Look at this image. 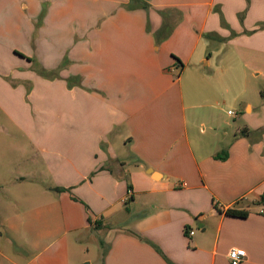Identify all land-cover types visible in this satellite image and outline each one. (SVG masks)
Returning a JSON list of instances; mask_svg holds the SVG:
<instances>
[{
	"label": "crops",
	"instance_id": "1",
	"mask_svg": "<svg viewBox=\"0 0 264 264\" xmlns=\"http://www.w3.org/2000/svg\"><path fill=\"white\" fill-rule=\"evenodd\" d=\"M78 1L0 0V264H264V0Z\"/></svg>",
	"mask_w": 264,
	"mask_h": 264
},
{
	"label": "rangeland",
	"instance_id": "2",
	"mask_svg": "<svg viewBox=\"0 0 264 264\" xmlns=\"http://www.w3.org/2000/svg\"><path fill=\"white\" fill-rule=\"evenodd\" d=\"M95 1L93 0H79L77 2V5L79 7H81V9H85V8H88L90 9L92 6H98V5H94ZM34 71V69H33ZM35 73H37L36 71H34ZM38 82V81H37ZM38 84V83H37ZM28 92L26 94H24L23 96L25 97V102L26 104H23L21 106L20 104V109L19 110H13L12 112H16V113H19L18 115H14V117H18V118H23V117H27L28 114L30 115V117H36L38 116L39 118V113H40V110H39V104H38V94H37V91L30 96V101H26V99L28 98ZM17 102V99L13 102V105ZM227 109H231V110H235V108L229 106L227 107ZM22 113V114H20ZM5 118V115H1L0 114V120L1 119H4ZM6 129V130H5ZM9 129H12V127L10 126H4V133L7 134V133H12L13 131H7ZM14 134H17V132H13ZM3 134L2 130H0V135ZM4 134V135H5ZM107 234V232H106ZM107 242V240H106ZM91 246H94V247H97L99 248V254L101 255V252L103 251V248H102V245L101 243H99V241L97 240L96 236L93 238V240L91 241ZM98 253V252H97ZM90 258H92L94 264H97V260L99 261L100 260V256H97L95 257V254L91 253L90 254ZM89 260V259H88ZM87 263H89V261H87Z\"/></svg>",
	"mask_w": 264,
	"mask_h": 264
},
{
	"label": "trees",
	"instance_id": "3",
	"mask_svg": "<svg viewBox=\"0 0 264 264\" xmlns=\"http://www.w3.org/2000/svg\"><path fill=\"white\" fill-rule=\"evenodd\" d=\"M133 2L138 3V2H140V0H133ZM143 7L145 9H148L150 6L147 3H145V4H143ZM246 132L247 131L244 130V131H242L240 133V135H246ZM226 158H227V156H224V155H218L217 156V159H219V160H225ZM56 191L60 192L61 190L60 189H56ZM262 199H263V202H264V196H263ZM225 214L227 216H230V217L241 218V219H245V218H247L249 216V212L248 211L239 210V209H236V208H230V209L226 210ZM101 226H102V221H97L96 224H95V228L99 229Z\"/></svg>",
	"mask_w": 264,
	"mask_h": 264
},
{
	"label": "built area",
	"instance_id": "4",
	"mask_svg": "<svg viewBox=\"0 0 264 264\" xmlns=\"http://www.w3.org/2000/svg\"><path fill=\"white\" fill-rule=\"evenodd\" d=\"M229 114L233 112L230 111ZM181 186H186V183H182ZM189 234L192 236L194 232L190 231ZM228 257L231 264H242L247 259V252L244 249L233 248L229 251Z\"/></svg>",
	"mask_w": 264,
	"mask_h": 264
},
{
	"label": "water",
	"instance_id": "5",
	"mask_svg": "<svg viewBox=\"0 0 264 264\" xmlns=\"http://www.w3.org/2000/svg\"><path fill=\"white\" fill-rule=\"evenodd\" d=\"M85 264H89V263H85Z\"/></svg>",
	"mask_w": 264,
	"mask_h": 264
}]
</instances>
